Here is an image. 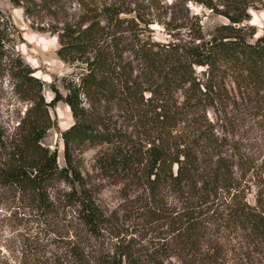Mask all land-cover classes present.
<instances>
[{"label": "trees", "instance_id": "trees-1", "mask_svg": "<svg viewBox=\"0 0 264 264\" xmlns=\"http://www.w3.org/2000/svg\"><path fill=\"white\" fill-rule=\"evenodd\" d=\"M9 1L25 14L35 4ZM188 1L227 22L205 34ZM257 4L49 0L57 56L78 72L46 101L17 61L14 89L28 104L12 132L0 126V186L48 223L50 187L70 186L73 215L49 264H264V36L248 23ZM154 22L172 38L154 39ZM58 101L74 120L61 132L63 167L43 143ZM83 145L103 147L99 171L118 183L110 214L73 158Z\"/></svg>", "mask_w": 264, "mask_h": 264}, {"label": "rangeland", "instance_id": "rangeland-1", "mask_svg": "<svg viewBox=\"0 0 264 264\" xmlns=\"http://www.w3.org/2000/svg\"><path fill=\"white\" fill-rule=\"evenodd\" d=\"M170 3L172 0H162ZM30 14H25L20 7H14L9 0H0V31L4 34L0 53V126L6 133L14 130L23 116L28 101L14 89L13 72L18 67L17 61L27 64L32 75L42 82V93L46 101L54 94L51 88L57 87L63 94L66 90L63 79L74 77L78 69L65 64L57 56L59 47L57 37L49 32V0H35ZM66 9L75 3H66ZM191 14L200 18L203 32L206 34L220 23L227 22L222 16L215 15L209 9L188 1ZM249 24L255 27V37L264 36V5L257 4L249 9ZM151 36L159 41H168L172 37L162 24L150 25ZM177 35L184 36L185 28L175 29ZM55 127L48 130L43 143L57 151L59 167L65 166L61 132L73 123V117L67 104L58 101L49 108ZM101 146H72L75 163L88 180L92 195L99 207L110 214L122 204L118 193V183L98 168V155ZM70 186L64 181H57L49 189L55 203V213L49 216V223L41 216L21 203L18 194L0 186V264H49L53 256L61 249L57 246L68 220L73 215L72 208L64 199V192ZM255 188L248 195L254 202Z\"/></svg>", "mask_w": 264, "mask_h": 264}, {"label": "water", "instance_id": "water-1", "mask_svg": "<svg viewBox=\"0 0 264 264\" xmlns=\"http://www.w3.org/2000/svg\"><path fill=\"white\" fill-rule=\"evenodd\" d=\"M33 172H34L33 170H30V173H31V174H33Z\"/></svg>", "mask_w": 264, "mask_h": 264}]
</instances>
